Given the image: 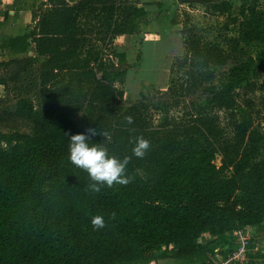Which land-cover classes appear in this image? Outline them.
Wrapping results in <instances>:
<instances>
[{
    "label": "trees",
    "instance_id": "obj_1",
    "mask_svg": "<svg viewBox=\"0 0 264 264\" xmlns=\"http://www.w3.org/2000/svg\"><path fill=\"white\" fill-rule=\"evenodd\" d=\"M229 1L197 3L217 10ZM142 13L127 0H47L28 36L0 42L13 54L27 52V37L33 45L27 58L0 62V264L130 263L168 247L189 258L202 235L225 240L264 221V123L246 97L264 62V12L241 2L222 26L235 27L223 46L182 25L165 89L128 102L130 67L112 42L133 34L127 20ZM89 127L90 145L131 157L129 184L93 193L70 162L65 133ZM140 135L151 143L143 159L132 155ZM97 214L105 227L94 230Z\"/></svg>",
    "mask_w": 264,
    "mask_h": 264
},
{
    "label": "rangeland",
    "instance_id": "obj_2",
    "mask_svg": "<svg viewBox=\"0 0 264 264\" xmlns=\"http://www.w3.org/2000/svg\"><path fill=\"white\" fill-rule=\"evenodd\" d=\"M241 2L244 4L254 2L259 10L264 12V0H241ZM241 2L238 0L229 1L226 9H199L192 15V19L185 20L186 26L203 28L206 32L205 38L208 41L217 42L223 46L224 36H234L235 27L230 24L227 27L228 31L225 32L222 26L228 23L230 17H238ZM120 46H126L125 42L121 41ZM246 50L253 56L258 47L250 45ZM171 52H168V55H162L160 50L155 52L152 47L143 45L139 60L136 56H125V59L129 58L133 64V67H131L133 69L129 72V76L125 79L123 85L126 101H134L140 92L152 94L165 89L170 78L168 70L174 60L181 56L182 48L177 55L175 51ZM256 70L255 89L252 93L246 94V97L253 101L254 112H258L255 122L258 121L262 126L264 123V62L258 64ZM0 94L2 93L0 92ZM238 102L241 103L240 98ZM179 108L172 110L171 115L179 116L181 113ZM156 118V116L153 117L154 121ZM78 120L79 116L76 117V121ZM219 126L224 136L230 138L232 132L226 117L222 113H219ZM20 128L23 127L20 126ZM213 163L219 166L217 156ZM243 232L250 240L247 248L240 255L237 254L240 248V236L232 233L225 240H218L212 239L208 235H202L196 241L198 244L197 252L189 258L176 257L175 249L168 247L148 252L133 262L120 264H264V221L258 226L247 227ZM233 253L237 254L235 259H231Z\"/></svg>",
    "mask_w": 264,
    "mask_h": 264
},
{
    "label": "crops",
    "instance_id": "obj_3",
    "mask_svg": "<svg viewBox=\"0 0 264 264\" xmlns=\"http://www.w3.org/2000/svg\"><path fill=\"white\" fill-rule=\"evenodd\" d=\"M127 1L135 2V8L142 10L143 13L137 17L130 16L127 20V23L133 26V34L116 37L112 42L116 52L124 55V58L140 56L143 45L152 47L155 52L160 50L162 55H168L171 51H175L177 55L182 48H180L181 26L186 24L185 20L190 19L199 9H204L197 0ZM46 4L47 0H0V42L18 36H28L34 25L33 13H38V10L43 9ZM121 41L125 42L126 46H120ZM25 43H27V52L23 54H13L7 49H0V62L27 58L33 48L30 37L25 39ZM124 60L130 67L126 74L128 78L133 64L129 58Z\"/></svg>",
    "mask_w": 264,
    "mask_h": 264
},
{
    "label": "clouds",
    "instance_id": "obj_4",
    "mask_svg": "<svg viewBox=\"0 0 264 264\" xmlns=\"http://www.w3.org/2000/svg\"><path fill=\"white\" fill-rule=\"evenodd\" d=\"M128 124H132L133 117H125ZM68 158L76 167L85 170L89 179L93 182L89 185L93 193H99L102 187L111 188L114 184L125 186L132 177L127 176L126 168L131 157L125 156L122 160L108 154L107 148L89 144V139L97 135L95 128H86L83 133L68 134ZM132 155L137 159H143L151 147V143L144 136L135 137ZM110 219L112 217H109ZM90 224L94 230L105 227V219L102 215L90 217Z\"/></svg>",
    "mask_w": 264,
    "mask_h": 264
},
{
    "label": "built area",
    "instance_id": "obj_5",
    "mask_svg": "<svg viewBox=\"0 0 264 264\" xmlns=\"http://www.w3.org/2000/svg\"><path fill=\"white\" fill-rule=\"evenodd\" d=\"M246 228L247 227L233 232L234 235L240 236L239 237V239H240V248L237 251L238 255H240L242 252H244V250L247 248V245H248L249 240H250V238L246 235V233L243 232V231H245ZM234 253L232 254V258L231 259H235L236 258L237 254H234Z\"/></svg>",
    "mask_w": 264,
    "mask_h": 264
}]
</instances>
